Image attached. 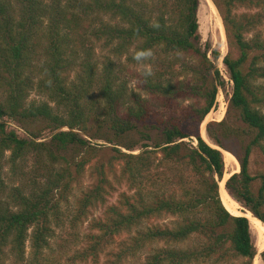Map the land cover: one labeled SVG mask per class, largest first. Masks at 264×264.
<instances>
[{"label":"trees","instance_id":"1","mask_svg":"<svg viewBox=\"0 0 264 264\" xmlns=\"http://www.w3.org/2000/svg\"><path fill=\"white\" fill-rule=\"evenodd\" d=\"M11 1L0 0V264L48 260L93 159L98 178L77 197L73 223L111 195L108 162L119 163L126 187L91 222L96 232L73 261L96 260L122 235L116 264H252L257 255L264 263L250 220L227 209L219 182L224 149L239 164L225 189L264 224V169H249L254 151L264 162V0H214L232 82L224 118L206 123L216 146L200 125L224 80L219 50L200 44L199 0ZM88 28L106 49L102 60L77 46ZM139 52L150 55L137 60ZM31 91L42 100H28ZM46 128L51 135L39 140ZM95 139L109 144L107 161ZM165 215L174 219L150 222Z\"/></svg>","mask_w":264,"mask_h":264},{"label":"rangeland","instance_id":"2","mask_svg":"<svg viewBox=\"0 0 264 264\" xmlns=\"http://www.w3.org/2000/svg\"><path fill=\"white\" fill-rule=\"evenodd\" d=\"M50 1V0H47ZM12 3H15L14 0L11 1ZM239 10L242 12H254L257 9L256 8H248V7H240ZM92 19V25L94 27L100 26V21L98 17H95L94 15H91ZM197 20H198V32L200 35V44L202 47L208 45L211 47V49H217L220 52V57L216 60H214L215 65L219 69L220 74L222 75V78L224 80V86L222 88H219L217 97H216V106L209 112V114L205 117V121H203L202 126L200 125V128L202 130V133L209 143H211L208 140V137L205 133V127L206 123L209 121H219L222 118H224L226 109H227V100L231 94L232 91V82L229 79L228 72L222 63V57L226 54L228 50L224 26L222 24V20L220 17V14L218 12L217 7L214 4V0H199V6L197 10ZM92 28V27H91ZM91 28H88L87 30H81V34L84 36L80 37V41L77 44L79 49L83 50V44L85 46H91L93 48L94 54L96 59L102 60L104 54H106V49L102 47L101 40L95 39L93 35H90ZM210 54V52H208ZM81 55H83V52H81ZM131 69H134V67H130ZM128 79V76H127ZM135 80L129 81V87H133ZM96 93V90L94 91ZM41 99L43 97H40L36 91H31L28 100L31 99ZM42 100V99H41ZM6 126L8 129L15 130L20 136H24L25 133L23 131V128L21 124L17 123L14 120L5 118L4 119ZM66 129V128H64ZM52 130L49 128H46L41 131L39 135V140H46L51 135ZM187 141H190L189 139H186ZM93 143H98L99 147H102L101 150V156L103 161H107V158L110 155V151L107 148H104L105 146H109L108 143L101 139H95L92 140ZM195 143V141H193ZM212 144V143H211ZM213 146H216L215 144H212ZM139 148H135L132 150V152H138ZM226 151V150H225ZM223 155H224V149H222ZM228 152V151H227ZM231 154V153H230ZM225 158V157H224ZM235 158V157H234ZM236 159V158H235ZM98 159H93L91 161L92 164H89L86 166L82 176L80 177V181L75 185L73 189V194L69 197V202L65 205L68 211L63 216V223L56 227L54 230V235L50 239V249L46 250V255L48 256V260L44 261L43 264H116L114 253L117 250L116 245L118 244L119 240L123 238L121 235L115 237V243L110 246V248L104 250L103 252H100L98 256L96 257V260L92 256H89L88 258L84 260H76L73 261L72 257L75 254V251L86 248L88 244V237L96 232L90 227L91 222L94 219L100 218L102 216L103 210L107 204L114 203L117 199V195L119 191L125 189L124 183L119 181V163L114 162L112 167H110L108 162V172L111 178V185L113 188L111 195L107 197L106 203L101 204L98 203L96 205H93L90 207L87 211L86 215L81 216L79 221L76 223L72 222V211L76 209V201L77 197L80 195V192L82 190H86L88 186H90L97 178L98 173L96 172L95 165L99 164L97 161ZM238 163V162H237ZM105 164V163H104ZM234 167L237 168V171L239 170V164L234 165V163H228V165L225 163L224 170L225 173L228 174L227 177H229L232 173L235 172ZM8 166H4V172H7ZM111 169V170H110ZM249 169L252 174L261 171L264 169V162L262 159V156L260 153L254 151L250 157V164ZM110 170V171H109ZM228 172V173H227ZM221 183V180L219 181ZM227 191V190H226ZM228 193V192H227ZM229 194V193H228ZM229 196L235 200L230 194ZM236 201V200H235ZM242 208L243 212L244 210H247L242 203L236 201ZM244 209V210H243ZM249 211V210H248ZM174 217L165 215L157 220H152L150 222H156L160 224L164 223H170ZM253 234L255 236L258 234L257 230L252 226ZM29 242H26V253L29 256ZM149 251V248L144 249V251L141 254V257L143 258L144 255L147 254ZM258 249V253H259ZM257 258V259H255ZM252 261V264H264L259 255H257ZM255 261V263H254ZM7 264H13L12 260H8Z\"/></svg>","mask_w":264,"mask_h":264},{"label":"bare ground","instance_id":"3","mask_svg":"<svg viewBox=\"0 0 264 264\" xmlns=\"http://www.w3.org/2000/svg\"><path fill=\"white\" fill-rule=\"evenodd\" d=\"M224 157H225V163L227 165H228V163H232V162L234 163V165L235 164L238 165L237 160L234 158V156L225 150H224ZM234 170H235V172H237L236 167H234ZM227 175L228 174L225 173V175H224V177L220 183V192H221L223 203L225 204L227 209L232 214L244 215L250 220L252 226L258 232V234H257V247H258L259 251H261L262 249H264V224H262V222L260 220H258L256 217H254L250 211L243 209L245 211V212H243L242 210H240L242 207L229 196V194L227 193L225 186H224L225 181L228 178ZM255 259H257V258H255ZM254 263H255V261H254Z\"/></svg>","mask_w":264,"mask_h":264},{"label":"clouds","instance_id":"4","mask_svg":"<svg viewBox=\"0 0 264 264\" xmlns=\"http://www.w3.org/2000/svg\"><path fill=\"white\" fill-rule=\"evenodd\" d=\"M148 55H150V53H147V52H139L136 54V59L137 60H142V59H145Z\"/></svg>","mask_w":264,"mask_h":264},{"label":"water","instance_id":"5","mask_svg":"<svg viewBox=\"0 0 264 264\" xmlns=\"http://www.w3.org/2000/svg\"><path fill=\"white\" fill-rule=\"evenodd\" d=\"M202 123H203V122H202ZM215 148H218L219 150L221 149V148H220V147H218V146H217V147H215ZM242 216H244V215H242ZM245 217H246V216H245ZM247 219H248V218H247ZM258 220H259V219H258Z\"/></svg>","mask_w":264,"mask_h":264}]
</instances>
